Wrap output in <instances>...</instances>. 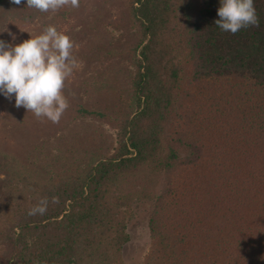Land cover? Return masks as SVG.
I'll list each match as a JSON object with an SVG mask.
<instances>
[{
  "label": "trees",
  "instance_id": "trees-1",
  "mask_svg": "<svg viewBox=\"0 0 264 264\" xmlns=\"http://www.w3.org/2000/svg\"><path fill=\"white\" fill-rule=\"evenodd\" d=\"M119 5L131 42L106 48L110 37L92 35L86 57L126 58L128 86L95 83L66 110L113 130L111 152L66 164L0 134V264H121L131 207L144 201L142 264H264V0H254L259 26L236 34L215 24L220 0ZM65 14L0 0V40L11 25L58 30ZM30 120L42 121L15 123ZM45 197L47 212L29 216Z\"/></svg>",
  "mask_w": 264,
  "mask_h": 264
},
{
  "label": "rangeland",
  "instance_id": "rangeland-1",
  "mask_svg": "<svg viewBox=\"0 0 264 264\" xmlns=\"http://www.w3.org/2000/svg\"><path fill=\"white\" fill-rule=\"evenodd\" d=\"M101 0H80L79 8H63L66 11L64 20L58 24V31L71 37L74 41L73 54L80 61V67L74 70L66 81L64 94L68 98L69 108L77 101L84 102L85 87L93 88L95 83L112 89H123L128 86L127 70L129 63L126 58L91 62L86 57L87 39L99 34L102 39L111 38L113 44L103 40L104 47H117L125 42L130 43L126 31L124 9L119 0H105V5H99ZM99 8L98 15L102 21L89 27L87 20ZM11 33V35L9 34ZM40 34L37 26L11 25L8 28L6 43L19 44ZM15 36V40H13ZM98 37V39L100 38ZM0 102V134L13 130V143L16 148L25 152L29 157L37 159L49 158V154L58 155L66 164L85 162L91 155L108 154L113 146V130L99 121L90 119H69L66 111L62 119L67 120L63 126L50 122L34 120L23 123L22 128L15 121L17 117L34 114L24 107L15 106V98H6ZM28 123V124H27ZM60 160V162H61ZM150 202H139L131 207V219L128 220L125 232L128 241L121 247V264H142L148 253L150 238L147 230V220L150 213Z\"/></svg>",
  "mask_w": 264,
  "mask_h": 264
},
{
  "label": "clouds",
  "instance_id": "clouds-1",
  "mask_svg": "<svg viewBox=\"0 0 264 264\" xmlns=\"http://www.w3.org/2000/svg\"><path fill=\"white\" fill-rule=\"evenodd\" d=\"M13 3L19 5L21 0ZM79 6L80 0H27V7L41 13ZM217 14L215 24L224 32L236 34L243 28L259 26L254 0H220ZM74 46L71 37L53 25L19 44L0 40V94L9 99L14 95L15 106L24 107L38 120L59 123L70 106L64 94L66 81L80 67ZM51 203L58 204L59 198L52 197ZM48 204L47 197L40 199L28 215H44Z\"/></svg>",
  "mask_w": 264,
  "mask_h": 264
}]
</instances>
